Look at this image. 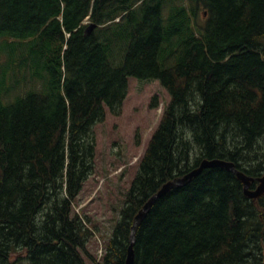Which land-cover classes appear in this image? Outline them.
<instances>
[{
  "label": "trees",
  "instance_id": "obj_1",
  "mask_svg": "<svg viewBox=\"0 0 264 264\" xmlns=\"http://www.w3.org/2000/svg\"><path fill=\"white\" fill-rule=\"evenodd\" d=\"M129 77L169 99L96 259L99 227L73 204ZM204 159L251 188L264 173V0H0V264H124L139 209ZM133 250V264H264V193L205 167L155 200Z\"/></svg>",
  "mask_w": 264,
  "mask_h": 264
},
{
  "label": "rangeland",
  "instance_id": "obj_2",
  "mask_svg": "<svg viewBox=\"0 0 264 264\" xmlns=\"http://www.w3.org/2000/svg\"><path fill=\"white\" fill-rule=\"evenodd\" d=\"M128 82L121 113H108L105 120L94 127L95 171L73 204L77 212L86 214L92 224L99 227L100 232L95 230L87 244L89 254L96 259L104 244L101 234L112 225L123 199L122 192L129 187L139 158L169 99L157 80L140 81L129 77ZM83 256L87 264H92L90 258ZM12 260L13 264H31L24 252Z\"/></svg>",
  "mask_w": 264,
  "mask_h": 264
},
{
  "label": "water",
  "instance_id": "obj_3",
  "mask_svg": "<svg viewBox=\"0 0 264 264\" xmlns=\"http://www.w3.org/2000/svg\"><path fill=\"white\" fill-rule=\"evenodd\" d=\"M92 27L93 25L89 26L87 30H91ZM214 165L223 166L226 169L233 171L236 174V176L242 181L244 193L248 197L255 199L264 193V173L261 176L256 178L257 185L255 186V188L251 189L250 183L254 180V178L237 170L233 163L225 161V160H221V159L202 160L200 165L196 167L195 169H193L192 171L186 173L185 175L181 177H176L174 179L168 180L165 183H163L161 188L156 193L151 195L148 198V200L143 204V206L139 209L137 214L134 216L133 225L131 227V233H130V238H129V246L127 248V255H126L124 264L134 263L133 244L135 240V231H136L137 226L140 224L141 220L148 213L150 207L155 202V200L158 197L165 194L171 188L182 186L188 183L192 179V177L199 174L203 170V168L208 167V166H214Z\"/></svg>",
  "mask_w": 264,
  "mask_h": 264
},
{
  "label": "bare ground",
  "instance_id": "obj_4",
  "mask_svg": "<svg viewBox=\"0 0 264 264\" xmlns=\"http://www.w3.org/2000/svg\"><path fill=\"white\" fill-rule=\"evenodd\" d=\"M250 156V155H249ZM243 160V159H242ZM228 162H231V163H233L234 164V166H235V163L234 162H232V161H228ZM248 165V164H247ZM214 166H219V165H214ZM221 167H223V166H221ZM225 168V167H224ZM235 168H236V166H235ZM244 168V167H243ZM237 169V168H236ZM237 170H239V169H237ZM239 171H241V170H239ZM242 172V171H241ZM148 200V199H147ZM142 221V220H141ZM133 225V224H132ZM132 227V226H131ZM138 227V226H137ZM137 229V228H136ZM130 233H131V231H130ZM256 241V240H255ZM129 246V245H128ZM260 246V245H259ZM128 248V247H127ZM127 253V252H126ZM127 255V254H126Z\"/></svg>",
  "mask_w": 264,
  "mask_h": 264
}]
</instances>
